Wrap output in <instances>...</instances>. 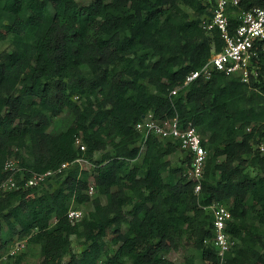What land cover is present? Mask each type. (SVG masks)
<instances>
[{"label":"trees","instance_id":"obj_1","mask_svg":"<svg viewBox=\"0 0 264 264\" xmlns=\"http://www.w3.org/2000/svg\"><path fill=\"white\" fill-rule=\"evenodd\" d=\"M184 7L202 17L212 3L0 0V43L12 44L0 55V186L8 177L5 163L20 158L18 150L31 156L18 159L25 179L79 157L93 166L65 170L40 187L1 192L7 231L0 223V259L15 240L28 239L40 246V264H176L167 256L190 239L201 264H220L206 244L213 218L205 208L217 203L229 207L228 232L238 241L225 264H264L258 249H264V154L255 148L264 140V53L253 60L249 83L216 73L172 95L224 47L219 32H207ZM229 7L251 11L264 0ZM65 112L73 123L52 131ZM149 114L178 117L202 135L209 157L199 192L185 175L190 157L185 170L168 159L175 152L171 141L150 135L140 166L133 164L141 140L135 127ZM91 187L93 199L86 194ZM90 201L94 210L73 224L69 211ZM110 233L114 254L107 251ZM74 236L87 244L80 256L72 250Z\"/></svg>","mask_w":264,"mask_h":264},{"label":"built area","instance_id":"obj_2","mask_svg":"<svg viewBox=\"0 0 264 264\" xmlns=\"http://www.w3.org/2000/svg\"><path fill=\"white\" fill-rule=\"evenodd\" d=\"M212 7L201 17L202 27L209 33L219 32L224 47L221 51L213 52L211 59L201 70L188 75L185 84L181 88L172 91V95L187 87L193 81L203 78L209 80L216 73L235 77L244 83L250 82V75L254 73L253 60L258 59L264 53V7L254 8L251 11L238 9L240 0H208ZM229 6L237 8V12L229 11ZM231 19L237 20V25L231 24ZM78 99V97H76ZM141 135L138 144L140 157L145 155L146 143L150 135H154L164 142H172L189 156L191 163L186 176L197 184L196 192L200 191L201 183L209 157L208 150L202 144V135L192 126H181L178 117L173 119H156L149 114L135 127ZM250 130V129H249ZM78 148L85 152L87 146L82 138L76 142ZM264 154V140L258 145ZM139 157V158H140ZM91 163L84 157H79L73 162L62 164L58 169L48 171L45 174H32L25 179V170L16 157L9 158L4 166L8 177L0 186V193L23 188L40 187L65 170L78 168L80 171H90ZM20 176V183L17 180ZM24 182V183H23ZM91 187L86 194L94 192ZM213 218L212 237L206 240L217 251L220 264H225L227 254L237 245V239L228 232L230 222L233 220L229 207L226 204H213L205 208ZM69 220L75 224L85 217L81 210L71 209L68 213Z\"/></svg>","mask_w":264,"mask_h":264},{"label":"rangeland","instance_id":"obj_3","mask_svg":"<svg viewBox=\"0 0 264 264\" xmlns=\"http://www.w3.org/2000/svg\"><path fill=\"white\" fill-rule=\"evenodd\" d=\"M78 2L80 5H87L89 3V0H78ZM184 8L187 9V11L190 13L192 19L201 18L200 15H198L191 8H187V7ZM11 51H12L11 41L0 43V55L5 52H11ZM53 122L55 123L52 125V129H51L52 131H54L53 129L54 127L57 130H65L73 123V117L70 116L68 112H65L60 118H55ZM258 145H256L255 148H258ZM18 151L20 154V158L18 159L20 161H22V159L31 160V156L27 150H18ZM102 154L98 153L95 159L100 160ZM168 159L171 161L172 165L176 168H182L185 170L187 167L185 163L186 155L184 151H182V149L177 145L175 146V152L169 155ZM142 160H143V156H141L133 164L135 166H140ZM223 160H224L223 157L220 158V161ZM49 184L53 185V189H55L58 186L56 180L51 181ZM90 196L92 199L95 198L97 196L96 190L94 192H91ZM103 201L105 202L104 198ZM73 209L81 210L84 213V215L87 217L94 210V207L92 201H90L83 205H79V206L74 205ZM0 223H2L5 231H7L6 223L1 217H0ZM125 230L126 228L124 227V231ZM114 236H115L114 233H110L106 238L107 251L110 254H114L118 249V246L115 245L113 242ZM72 240H73V244H72L73 253L76 254L77 256H80L82 254V251L86 248L87 244L85 243L84 239H78L75 236L72 237ZM258 249L262 253H264V249H262V246H259ZM21 255H24L25 257L21 262H18L17 258L20 257ZM167 257L169 260L175 262L176 264H185L186 260L192 257L195 258L196 264L202 263L200 259V251L196 248L193 241L190 239H186L183 250L179 252H171ZM41 260H42V256H41L40 246L30 244L28 239H23V240L17 239L11 244V246H9L6 250H4L1 253L0 264H40Z\"/></svg>","mask_w":264,"mask_h":264}]
</instances>
